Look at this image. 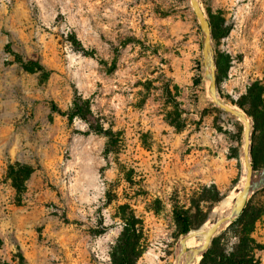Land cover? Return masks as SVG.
<instances>
[{
  "label": "rangeland",
  "instance_id": "1",
  "mask_svg": "<svg viewBox=\"0 0 264 264\" xmlns=\"http://www.w3.org/2000/svg\"><path fill=\"white\" fill-rule=\"evenodd\" d=\"M199 2L215 34L219 93L255 114L256 99L264 103V0ZM77 95L94 125L113 133L111 146L68 120ZM208 138L219 151L203 146ZM242 150V122L208 95L189 0H0L3 262L113 264L127 206L140 228L134 264H174L183 237L175 211L194 228L210 221L241 181ZM210 157L233 162L234 174L199 165ZM263 169L264 161L255 168ZM214 239L204 264L221 254L264 264V187Z\"/></svg>",
  "mask_w": 264,
  "mask_h": 264
},
{
  "label": "water",
  "instance_id": "2",
  "mask_svg": "<svg viewBox=\"0 0 264 264\" xmlns=\"http://www.w3.org/2000/svg\"><path fill=\"white\" fill-rule=\"evenodd\" d=\"M192 9L199 21L200 32L202 39V52H203V62L205 68V76L208 81V95L211 102L218 107L220 110L226 114L234 117L243 124V150L242 157L244 167L246 169V181L234 201L232 211L229 215H224L217 217L211 224V227L205 233V240L203 244L197 248L190 249L189 258H187L185 264H192L198 256L203 258L204 254L209 250L212 242L219 232V230L227 225L235 222L244 212L247 203L251 195L258 189L264 187V169L257 171L252 163V135L254 131V121L249 113L241 107L235 106L233 104H228L221 97L218 84H217V65H216V55L213 46V35L211 25L207 14L204 12L199 0H189ZM259 174V181H256V176ZM255 178V181H254ZM189 234V233H188ZM187 235L183 236L179 241L181 245V253L187 252L186 238ZM200 259V260H201Z\"/></svg>",
  "mask_w": 264,
  "mask_h": 264
},
{
  "label": "trees",
  "instance_id": "3",
  "mask_svg": "<svg viewBox=\"0 0 264 264\" xmlns=\"http://www.w3.org/2000/svg\"><path fill=\"white\" fill-rule=\"evenodd\" d=\"M213 39H215V34L213 30V25L211 20L209 19ZM217 65V82L220 79L221 65L219 60L216 58ZM256 108L257 111L255 114L249 112V115L253 118L254 121V131L252 135V163L256 168L257 165L264 161V139L262 136V125L261 119L264 118V103L258 99H256ZM239 107L243 108V104H239ZM69 121H73L78 118L85 122L90 129L98 135H104L109 139V145L111 146L113 143V133L105 130L103 127L99 125H94L92 118L93 114L91 111L90 102L84 99L82 96L77 95L74 99L73 105L70 110L65 114ZM110 149L109 151H112ZM121 216L124 223V228L120 237L117 246L113 250L112 254V263L113 264H134L136 259V252L138 250V242H139V232L140 228L138 226L139 221L136 219L135 215L132 211H129V207L121 206ZM246 208L244 209L243 214L245 213ZM175 217L177 224L180 229V234L182 236L187 235L192 229L191 220L189 216L182 210L175 211ZM3 246V240L0 235V250ZM215 255V239L212 242L209 250L204 254L203 259L200 264H204L209 258ZM217 264H258L253 259L248 258L244 254H221L216 257ZM0 264H7L2 261L0 257Z\"/></svg>",
  "mask_w": 264,
  "mask_h": 264
},
{
  "label": "bare ground",
  "instance_id": "4",
  "mask_svg": "<svg viewBox=\"0 0 264 264\" xmlns=\"http://www.w3.org/2000/svg\"><path fill=\"white\" fill-rule=\"evenodd\" d=\"M203 146H205L209 149V152L214 153L219 151L218 149H220V144L213 142L212 140H210L209 138L205 141H203ZM203 165V164H207L209 167V170L211 172H215L217 170H219V168L221 169H225L226 167H228L227 169V174L232 175L234 174L235 170H234V163L233 162H228L225 163L223 160H217L214 159L213 157L209 158V162L206 163H202L200 162L199 165ZM242 177H241V181L238 185V187L236 188V190L234 192H232L230 194L229 197H227L226 199H224L219 206L214 210L213 215H212V219L208 222H206L205 224H203L201 227H199L198 229H192L187 238H186V247H187V252L181 253V245L179 243L178 245V249L176 252V256H175V260H174V264H185L187 258H189L190 249L193 248H197L199 246H201L205 240V233L206 231L211 227L212 222L214 221L215 218L217 217H221L224 215H229L232 211L233 205H234V201L236 199V197L238 196V194L241 192L245 181H246V169L244 167V170L242 172ZM262 177H260L259 179H261ZM255 181V178H254ZM181 240V239H180ZM179 240V241H180ZM201 259V256H198L197 258H195L194 262L192 264H197Z\"/></svg>",
  "mask_w": 264,
  "mask_h": 264
}]
</instances>
